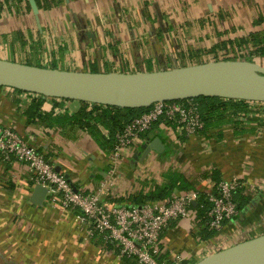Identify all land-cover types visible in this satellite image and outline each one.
I'll use <instances>...</instances> for the list:
<instances>
[{
	"label": "crops",
	"instance_id": "0c3cea01",
	"mask_svg": "<svg viewBox=\"0 0 264 264\" xmlns=\"http://www.w3.org/2000/svg\"><path fill=\"white\" fill-rule=\"evenodd\" d=\"M19 1L14 13L0 15V59L63 70H158L162 60L163 65L180 60L186 45L197 48L216 42V37L239 38L252 29L264 30V0ZM257 59L264 66V58ZM32 102L0 87V125L12 127L32 143L76 189L91 191L109 179L119 200L166 185L177 173L190 189L206 194L215 185L212 174L219 180L236 176L244 182L240 194L250 199L224 224L220 238L263 223L264 103L221 107L219 116L209 115L204 129L191 137L180 133L176 124L159 121L147 138L161 139L164 152L152 151L136 160L139 146L112 176L107 149L112 126L97 121L80 125L79 101L43 97L39 110L30 115ZM177 185L172 194L182 192ZM33 191L27 165L0 155V264H136L100 239L88 237L73 212L45 200L33 204ZM195 222L193 212L168 223L160 239V260L173 264L182 257L191 264L218 250L217 237L195 234ZM241 234L226 246L250 238Z\"/></svg>",
	"mask_w": 264,
	"mask_h": 264
},
{
	"label": "built area",
	"instance_id": "2783aa9c",
	"mask_svg": "<svg viewBox=\"0 0 264 264\" xmlns=\"http://www.w3.org/2000/svg\"><path fill=\"white\" fill-rule=\"evenodd\" d=\"M19 4L18 0H0V15L5 12L14 13ZM21 94L27 98L36 96L26 92ZM198 106L193 99L157 102L144 113L123 123L120 129H114L107 147L110 174L116 175L121 164L132 156L133 151L150 141L148 133L159 121L174 122L186 137L198 134L204 129ZM0 155L3 160L15 159L26 164L31 173L32 184L46 189L45 201L50 206L73 212L80 225L85 227L88 237L100 239L105 245L111 243L112 249H116L121 257L132 258L136 264H166L159 259L162 232L170 221L190 216L194 212L190 205L197 203L201 194L199 190L189 189L171 194L166 200L133 205L117 200L112 192L115 185L109 179L102 181L91 191L74 190L66 176L56 171L44 154L15 129L5 125H0ZM243 187L242 179L234 176L220 179L205 194L211 204L206 214L209 229L215 233L221 232L224 224L238 215L234 193ZM263 226L264 221L249 230L222 237L215 247L217 251L229 247L226 243L229 240L235 241L241 233L246 238L264 234ZM183 260L182 257H177L173 264H183Z\"/></svg>",
	"mask_w": 264,
	"mask_h": 264
},
{
	"label": "water",
	"instance_id": "95a60500",
	"mask_svg": "<svg viewBox=\"0 0 264 264\" xmlns=\"http://www.w3.org/2000/svg\"><path fill=\"white\" fill-rule=\"evenodd\" d=\"M33 8L38 12L35 4ZM0 87L122 109L199 97L264 102V66L245 59H223L152 71L106 72L63 70L0 59ZM164 150L157 137L142 144L133 158L143 160L152 151L162 154ZM45 196L46 189L36 185L30 201L40 205ZM191 264H264V234Z\"/></svg>",
	"mask_w": 264,
	"mask_h": 264
},
{
	"label": "trees",
	"instance_id": "16d2710c",
	"mask_svg": "<svg viewBox=\"0 0 264 264\" xmlns=\"http://www.w3.org/2000/svg\"><path fill=\"white\" fill-rule=\"evenodd\" d=\"M19 1V0H18ZM20 2V1H19ZM258 23V22H256ZM260 24V23H258ZM256 24V25H258ZM195 54L184 53L183 57L190 59L189 64L201 63L206 61H198L197 59L202 58V55H211L212 60L220 59H245L250 61H256L258 57L264 58V30L252 29L245 36L239 38H225L220 41L212 42L204 45H199L194 51ZM210 61V60H208ZM90 71H98L96 67L90 68ZM16 92H20L15 90ZM42 96H34L33 102L29 107V110H32L30 115L35 114L40 108ZM199 105V111L201 117L204 121L207 120L208 116L217 115L219 116L218 109L225 107L227 105H233L238 107V105L248 104L249 102L243 100H231V99H221L213 97H199L193 99ZM82 104V114L81 118L78 116L76 120L82 126H89L90 124L97 122L103 123L106 126H112V129H120L123 126V123L128 122L130 119L144 113L149 109V107L140 108V109H122L119 107H109L101 106L96 104H88L81 102ZM239 109H241L239 107ZM168 124H175L172 121L165 120ZM213 180L215 183L219 182V178L212 174ZM176 182L177 189L181 191H187L190 189V184L183 178L182 175L174 173L169 177V183L166 185H154L147 193L142 191L134 192L128 194L125 197H121L118 201L123 202L127 201L133 205H141L149 201H162L168 199L171 194L173 187H175ZM241 189H238L234 193V200L237 203L238 210L248 202L250 199L249 196L241 195ZM191 209L195 212L196 222L194 227L196 233L202 238H210L213 233V230L209 229L206 224V214L210 209L211 204L207 201L206 195L204 193L200 194V197L197 203L191 204ZM109 247H113L111 243L107 244ZM116 250V249H115ZM185 264V263H183Z\"/></svg>",
	"mask_w": 264,
	"mask_h": 264
},
{
	"label": "rangeland",
	"instance_id": "374dc122",
	"mask_svg": "<svg viewBox=\"0 0 264 264\" xmlns=\"http://www.w3.org/2000/svg\"><path fill=\"white\" fill-rule=\"evenodd\" d=\"M225 34H226V36H228L229 35V32L228 33H226L225 32ZM220 37H216V41H220ZM204 45V47H206L207 46V44L206 43H204L203 44ZM197 46H199L198 44H197ZM170 47L172 48V51L173 50H175L174 48H175V44H171L170 45ZM186 48H187V50H186V52H184V53H190V54H195V50H196V47H194L193 48V46H188V45H186ZM202 58H199V59H197L198 61H208V60H212L211 59V55H202L201 56ZM256 61H258V59H256ZM163 62H165V60L163 61H161V64H159V66H157V67H160V68H162V67H166V68H170V67H172V66H182V65H186V64H189V62H191L190 61V59H187V58H184V57H182L181 56V58H180V60H178V59H175L174 61H167V64L166 65H163L164 63ZM30 143V142H29ZM31 145H33L32 143H30ZM34 146V145H33ZM115 179H113V181H114ZM220 233H213V235L210 237V238H214V237H217V241H216V243H219L220 241H221V238H220ZM240 236H242V235H240ZM237 239V238H236ZM229 241H231V240H229Z\"/></svg>",
	"mask_w": 264,
	"mask_h": 264
}]
</instances>
